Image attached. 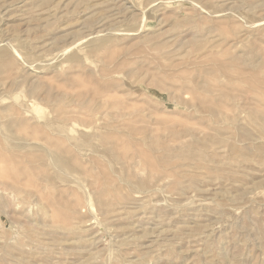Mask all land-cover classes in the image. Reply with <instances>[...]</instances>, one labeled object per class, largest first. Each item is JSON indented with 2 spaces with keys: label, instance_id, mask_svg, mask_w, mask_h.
Wrapping results in <instances>:
<instances>
[{
  "label": "rangeland",
  "instance_id": "374dc122",
  "mask_svg": "<svg viewBox=\"0 0 264 264\" xmlns=\"http://www.w3.org/2000/svg\"><path fill=\"white\" fill-rule=\"evenodd\" d=\"M0 264H264V0H0Z\"/></svg>",
  "mask_w": 264,
  "mask_h": 264
}]
</instances>
